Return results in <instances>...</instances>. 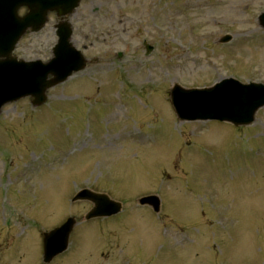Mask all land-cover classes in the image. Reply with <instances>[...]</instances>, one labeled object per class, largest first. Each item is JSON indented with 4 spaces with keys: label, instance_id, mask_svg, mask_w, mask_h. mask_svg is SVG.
Segmentation results:
<instances>
[{
    "label": "rangeland",
    "instance_id": "obj_1",
    "mask_svg": "<svg viewBox=\"0 0 264 264\" xmlns=\"http://www.w3.org/2000/svg\"><path fill=\"white\" fill-rule=\"evenodd\" d=\"M90 8L98 19L79 32L93 27L104 39L87 55L101 58L81 74L90 78L51 89L43 107L25 99L0 115V180L18 187L0 188V264H43L42 233L72 216L68 252L52 264H112L110 254L135 264H264V108L249 127L186 124L168 98L175 84L264 85V0H93L76 14ZM48 33L27 36L18 57L44 61ZM226 34L232 41L219 44ZM123 50L128 61L110 71ZM83 188L121 202V214L83 222L89 205L69 201ZM149 194L163 217L135 208Z\"/></svg>",
    "mask_w": 264,
    "mask_h": 264
},
{
    "label": "water",
    "instance_id": "obj_2",
    "mask_svg": "<svg viewBox=\"0 0 264 264\" xmlns=\"http://www.w3.org/2000/svg\"><path fill=\"white\" fill-rule=\"evenodd\" d=\"M80 0H33L27 4L37 10L42 5L46 11H55L59 15H68L77 7ZM8 25L5 26L3 39L7 41L2 64L0 62V108L8 102L30 96L34 99L33 105L38 106L45 102V92L65 81L72 73L83 68L81 58L67 45L68 35L60 40V45L65 46L67 53H61L59 46L55 51V59L49 64L43 65L40 62L33 64L14 63L9 58L15 43L23 34L24 29L33 22L34 16H28L17 24L21 31L10 32L11 19L6 16ZM24 69V70H23ZM48 75L54 77L47 81ZM171 104L180 120H218L231 122L236 126L249 124L252 121L254 112L264 105V89L261 86H241L234 81H225L215 88L203 91L186 92L179 87H174L171 92ZM75 200H91L95 207L88 214L87 218L111 216L119 212V205L110 202L105 196L95 195L89 191L80 192ZM141 204L154 206L155 211L159 210V201L156 198L140 200ZM75 225L73 219H69L60 228L43 235V259L49 263L55 256L64 252L67 248L69 234Z\"/></svg>",
    "mask_w": 264,
    "mask_h": 264
},
{
    "label": "flooded vegetation",
    "instance_id": "obj_3",
    "mask_svg": "<svg viewBox=\"0 0 264 264\" xmlns=\"http://www.w3.org/2000/svg\"><path fill=\"white\" fill-rule=\"evenodd\" d=\"M82 49H85V50H86V48H83V47H82ZM49 54H51V47H50V51H49ZM50 56H51V55H50Z\"/></svg>",
    "mask_w": 264,
    "mask_h": 264
}]
</instances>
